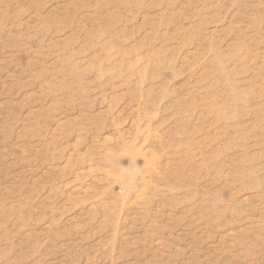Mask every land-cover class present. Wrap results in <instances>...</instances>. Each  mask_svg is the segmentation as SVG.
Here are the masks:
<instances>
[{"label": "rangeland", "instance_id": "obj_1", "mask_svg": "<svg viewBox=\"0 0 264 264\" xmlns=\"http://www.w3.org/2000/svg\"><path fill=\"white\" fill-rule=\"evenodd\" d=\"M0 264H264V0H0Z\"/></svg>", "mask_w": 264, "mask_h": 264}]
</instances>
